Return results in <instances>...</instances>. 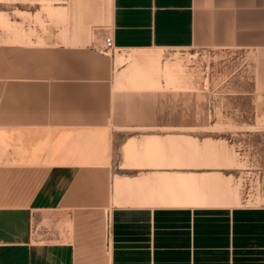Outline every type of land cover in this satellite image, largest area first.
Here are the masks:
<instances>
[{"label": "crops", "instance_id": "1", "mask_svg": "<svg viewBox=\"0 0 264 264\" xmlns=\"http://www.w3.org/2000/svg\"><path fill=\"white\" fill-rule=\"evenodd\" d=\"M76 3L47 36L10 22L0 37V264H264V204L205 182L218 167L181 130L197 120L157 116L169 77L140 64L238 55V98L264 125V0Z\"/></svg>", "mask_w": 264, "mask_h": 264}, {"label": "rangeland", "instance_id": "2", "mask_svg": "<svg viewBox=\"0 0 264 264\" xmlns=\"http://www.w3.org/2000/svg\"><path fill=\"white\" fill-rule=\"evenodd\" d=\"M76 1L0 0V37L5 30L11 32L9 24H5L10 22L13 32H19L15 29L17 22L39 24L41 32L47 36L52 21L63 23L68 17L77 16L73 8ZM58 6L66 8L53 9ZM68 6L73 13H68ZM106 53L116 54L113 50ZM140 58L144 59L141 65L160 66L169 75L170 80L161 76L164 83L157 89L161 92L155 95L157 116L158 108L163 105L173 119L183 117L186 111L189 121L197 120V125H188L181 130L189 136L188 149L204 151L205 160L213 161L207 165L218 167L205 182L220 188L221 192L227 188L233 190L242 203L264 204V125L257 119L256 111H249L247 99L238 98V92L247 81L242 57L226 56L218 62L209 54L189 50L152 52ZM129 59L126 56L124 62ZM217 101L220 109H217ZM234 104L239 108L234 109ZM251 121H256V125L242 124ZM171 132L179 133L180 129L172 128ZM224 152L233 157L232 161L221 157ZM221 167L229 170L220 171Z\"/></svg>", "mask_w": 264, "mask_h": 264}, {"label": "built area", "instance_id": "3", "mask_svg": "<svg viewBox=\"0 0 264 264\" xmlns=\"http://www.w3.org/2000/svg\"><path fill=\"white\" fill-rule=\"evenodd\" d=\"M113 50V43L111 38H105L104 42H103V47H102V51L104 53L108 52V51H112Z\"/></svg>", "mask_w": 264, "mask_h": 264}, {"label": "bare ground", "instance_id": "4", "mask_svg": "<svg viewBox=\"0 0 264 264\" xmlns=\"http://www.w3.org/2000/svg\"><path fill=\"white\" fill-rule=\"evenodd\" d=\"M167 72V71H166ZM168 77H169V75H168Z\"/></svg>", "mask_w": 264, "mask_h": 264}]
</instances>
